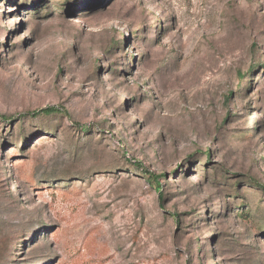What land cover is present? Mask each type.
Here are the masks:
<instances>
[{
  "label": "rangeland",
  "instance_id": "374dc122",
  "mask_svg": "<svg viewBox=\"0 0 264 264\" xmlns=\"http://www.w3.org/2000/svg\"><path fill=\"white\" fill-rule=\"evenodd\" d=\"M0 116V264H264V0H0Z\"/></svg>",
  "mask_w": 264,
  "mask_h": 264
},
{
  "label": "trees",
  "instance_id": "16d2710c",
  "mask_svg": "<svg viewBox=\"0 0 264 264\" xmlns=\"http://www.w3.org/2000/svg\"><path fill=\"white\" fill-rule=\"evenodd\" d=\"M53 114H64L67 115V112L63 109V108H56L54 106H49L46 107L44 109H41L39 111L33 112L30 115L32 116H37V115H53ZM0 119L2 120H11L13 119L12 117H4V116H0ZM147 180L149 181V183H151L154 187V190L156 192V194L158 195V198L160 200H162V188L160 183L158 182L159 178L162 177V175H155V174H147Z\"/></svg>",
  "mask_w": 264,
  "mask_h": 264
}]
</instances>
